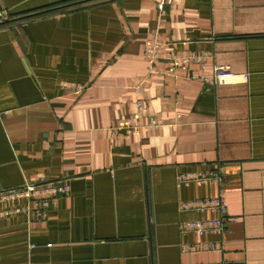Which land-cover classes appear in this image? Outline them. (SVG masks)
<instances>
[{"label": "crops", "instance_id": "0c3cea01", "mask_svg": "<svg viewBox=\"0 0 264 264\" xmlns=\"http://www.w3.org/2000/svg\"><path fill=\"white\" fill-rule=\"evenodd\" d=\"M192 50L214 59L167 73ZM213 63L247 81L188 77ZM41 174L70 190L46 218L0 214V264H264V0H0V191ZM220 188L224 250L184 251L218 239L181 224L218 217L191 203Z\"/></svg>", "mask_w": 264, "mask_h": 264}, {"label": "built area", "instance_id": "2783aa9c", "mask_svg": "<svg viewBox=\"0 0 264 264\" xmlns=\"http://www.w3.org/2000/svg\"><path fill=\"white\" fill-rule=\"evenodd\" d=\"M160 12L163 13V8H160ZM157 30L151 29L148 34L146 46L144 50V57L149 63V69L152 70L154 61L160 56V41L157 39ZM163 56L167 62V73L175 74L177 70L188 68L190 63L196 64L203 68L208 62L214 59V53L212 50H192L187 54H176L173 52H166ZM188 77L191 79L199 78L204 82H210L218 84L223 80H230L232 82H246V73H234L227 65L212 64L211 72L199 74L196 69H188ZM137 106L143 111L145 115H149L148 108L143 105L141 100L136 102ZM159 121L153 117H149L145 123L137 124L133 123L131 119L123 121L117 128L124 129L128 133L139 134L142 131L149 130L151 128H157ZM220 170V167H219ZM208 179H212L220 186L222 183V177L219 173L213 175H184L180 174L176 177L178 184H188V182L195 180L197 182H206ZM69 185L62 179H51L46 175L41 174L39 178L34 182H25L22 186L13 189L0 191V201L10 199H24V205L14 207L12 209H4L0 211V214H8L11 211H22L30 218H46L48 216L49 208L52 204H55L60 195H64L69 192ZM224 189L220 188L216 196L206 199L197 200L191 204L201 207H209L219 212V216L208 220H192L185 221L181 224L182 230H192L200 234H214L218 236V239L210 241L208 243L191 244L184 247V251L191 249H216L224 250L225 240V225L228 221L224 215L226 203L223 196ZM191 204H186L187 206ZM215 264V263H205ZM216 264H223L222 262Z\"/></svg>", "mask_w": 264, "mask_h": 264}, {"label": "trees", "instance_id": "16d2710c", "mask_svg": "<svg viewBox=\"0 0 264 264\" xmlns=\"http://www.w3.org/2000/svg\"><path fill=\"white\" fill-rule=\"evenodd\" d=\"M67 6H60V7H58L57 9H64V8H66ZM3 23H6V22H1V24H3Z\"/></svg>", "mask_w": 264, "mask_h": 264}]
</instances>
